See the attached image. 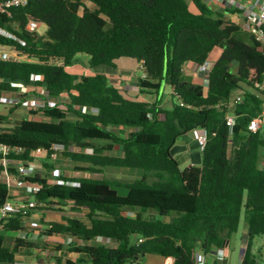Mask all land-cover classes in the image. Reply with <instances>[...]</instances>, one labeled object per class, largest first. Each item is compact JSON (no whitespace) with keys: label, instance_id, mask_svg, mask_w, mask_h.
I'll use <instances>...</instances> for the list:
<instances>
[{"label":"trees","instance_id":"obj_1","mask_svg":"<svg viewBox=\"0 0 264 264\" xmlns=\"http://www.w3.org/2000/svg\"><path fill=\"white\" fill-rule=\"evenodd\" d=\"M192 3L196 14L184 0H30L0 14L5 33L0 48L15 54L0 60V97L21 85L43 103L28 109L31 118L13 120L10 115L25 102L17 98L7 115H0V145L28 161L36 149L45 151L46 172L53 168V146H63L58 155L84 176L59 174L56 185L38 174L26 181L41 185L33 198L45 209L70 204L72 212L87 211L88 225L65 218L49 223L45 233L80 240L69 250L86 256L89 264H138L148 254L172 258L173 264H197L198 256L228 243L241 218L247 237L240 264H257L251 241L264 236V132L247 126L264 107V93L253 89L264 58L251 34L213 14L202 0ZM28 20L45 25V33L28 32ZM214 50L218 54L205 84H193L185 66L208 63ZM77 54L87 56L91 69L116 68L120 59L139 64L142 76L135 86L153 101L127 99L103 74L69 72ZM163 83L170 89L168 108L159 97ZM236 93L240 102L230 104ZM82 107L97 114L83 113ZM197 128L206 131L200 165L180 170L170 150ZM115 146L121 155H108ZM106 169L136 170L138 176L109 180L103 177ZM7 201L9 192L0 182V208ZM14 221L0 230L1 264L14 262L22 242L12 250L3 245V233L19 229ZM96 238L114 245L93 243Z\"/></svg>","mask_w":264,"mask_h":264},{"label":"crops","instance_id":"obj_2","mask_svg":"<svg viewBox=\"0 0 264 264\" xmlns=\"http://www.w3.org/2000/svg\"><path fill=\"white\" fill-rule=\"evenodd\" d=\"M188 6V9L192 13H197L196 8L194 7L192 0H184ZM203 4L207 6L209 10L212 11L213 14L219 13L224 19L229 18L228 15L231 11L226 10L223 11L220 9L216 2L217 0H202ZM233 19V18H232ZM132 61V60H131ZM116 65V64H115ZM133 67H135V71L132 72V75L129 77L121 76L120 73L123 72L122 69L111 68L118 72V74H110L107 76L110 83H118L123 80L124 88L121 89L123 91L124 96L130 100H136L139 102H149L152 100H148L146 94H141L138 92L135 84L136 79L142 76L141 66L133 61ZM71 73L82 74L78 66L74 63L71 68L68 69ZM185 75L191 78L193 84H205L206 77L199 75L198 68L196 65L188 63L184 69ZM133 73L135 74L133 77ZM97 74V73H93ZM89 73V75H93ZM196 82V83H195ZM20 91L26 93L28 95V90L22 88L21 85ZM242 87H244L242 85ZM13 94V93H12ZM15 95H11L13 97ZM1 97L10 98V96L5 93L1 95ZM8 98V99H9ZM169 100V99H168ZM168 100L165 101V104L168 103ZM30 101V100H26ZM38 102V101H37ZM36 102V103H37ZM19 109V108H18ZM28 112V110H27ZM190 142L193 143V149L190 148ZM197 147L199 155L197 156ZM200 151L201 148L198 146L196 141L193 139L191 133L189 135L183 136L179 141L171 148V155L177 160L179 164V157H184L187 162V167L193 166L198 167L200 165ZM261 152L260 156V168H264V156ZM108 155L120 156V151L117 146L114 147V151L107 153ZM34 164L36 166L34 175L36 173L43 174L42 177L50 178V172H46L42 167V163H44V159H35ZM53 169H57L59 174L65 176L67 178H79V173H69L65 175V172L61 169V167H57L53 165V162H49ZM39 165V166H38ZM138 176V173L135 172ZM33 175V176H34ZM0 182H2V178L0 176ZM9 201L12 203H25V202H34L36 210L27 209L28 216H8L6 219L0 221V230L4 224H7L9 219H15L13 225L18 226L19 229L17 231H6L3 233V245L4 247L12 250L15 248V242L17 240H21L18 248L14 253V262L19 264H66L67 262H72L73 264H89L88 258L84 255H80L78 253L72 252L69 250V246L71 244L80 245L81 241L70 237L68 235H47L45 232L49 228V223H62L65 218H75L83 221L85 224H89L88 221L85 220V214L87 211L85 209H81L77 212H72L70 210L71 205L67 204L59 209L57 214H51L48 210L45 209L44 205H38L34 200L33 195H27L25 189L19 188H11L9 191ZM43 206V207H42ZM41 209H38L40 208ZM67 209V210H65ZM24 211V212H25ZM19 217V218H18ZM238 231V230H237ZM242 238L239 243H237V249L239 251V258L237 259L238 264L242 261V256L244 251L241 250V245L245 243L247 237V231L245 225L242 226ZM233 237L232 235L229 238L228 243L220 248L214 249L210 254L206 256H200L203 258L204 264H230L231 256L233 253ZM93 243L105 244L107 246H113L114 243L111 240H105L96 238L92 240ZM227 248L229 250V254L226 258L221 259L220 253L221 249ZM1 264V263H0ZM133 264V263H126ZM138 264H173L172 258H165L159 255L148 254L143 257V259Z\"/></svg>","mask_w":264,"mask_h":264},{"label":"built area","instance_id":"obj_3","mask_svg":"<svg viewBox=\"0 0 264 264\" xmlns=\"http://www.w3.org/2000/svg\"><path fill=\"white\" fill-rule=\"evenodd\" d=\"M30 0H0V14H9L10 10L13 8L23 7ZM217 6L223 11L229 10L231 13L226 18V21L233 22L237 24L242 30L251 34L253 38V43L256 49L259 51L261 56L264 58V0H217ZM233 18V19H232ZM39 24L34 20H28L26 24V30L28 32H33L37 29ZM0 33L5 34L2 30ZM15 58L13 52H9L0 48V60H12ZM210 67L209 63L202 66H197L198 71L202 70L208 72ZM253 89L264 93V71L262 72L261 80L253 83ZM38 93H42L41 90H37ZM241 100V94L236 93L231 98L230 104L238 103ZM18 102L17 98L8 99L5 97H0V103L15 104ZM23 105H28V102H23ZM38 107L42 106L43 103H38ZM48 105L50 107L55 106V101H49ZM81 112L96 115L97 109L95 108H79ZM233 117L228 115L226 117V125H232ZM247 130L251 132L263 131L264 132V107L262 110L252 118L247 126ZM193 139L196 141L200 148L203 147L206 141V131L202 128L194 129L191 132ZM63 150V146L54 145L52 152L49 155L50 160L54 161L58 153ZM15 150L7 146L0 145V176L2 182L6 185L7 190L11 188L25 189L27 195H34L39 192L41 185L33 182H27L26 179L34 175L35 172V159H44L46 152L41 149H36L31 153L33 161L17 159L13 156ZM86 153H90V150H85ZM50 178L46 179L47 185H56L61 183L57 178L59 172L57 169L50 171ZM35 203L25 202V203H12L7 201L0 208V221L6 219L8 216L17 214L19 212L25 211L30 208H34ZM245 243L241 245V250H245ZM229 250L227 248L221 249L220 258L224 259L228 256ZM9 264H19L17 262H12ZM197 264H204L203 258L197 257Z\"/></svg>","mask_w":264,"mask_h":264},{"label":"rangeland","instance_id":"obj_4","mask_svg":"<svg viewBox=\"0 0 264 264\" xmlns=\"http://www.w3.org/2000/svg\"><path fill=\"white\" fill-rule=\"evenodd\" d=\"M46 27L45 25L41 24L37 27V29L35 30V32L38 35H43L45 33ZM218 54L217 50H214L210 56H209V64L216 58ZM74 63L78 66V68L81 70L80 72L84 75H89V73H97V74H103L106 77L110 74H118V72L114 69L108 68V67H104V66H99L96 68H89L88 66V58L86 55L84 54H77L74 57ZM117 69H122L123 72L120 73L121 76H126L129 77L132 75V72L135 71V67H133V61H131L130 59H120L118 61L115 62ZM134 73H133V77H134ZM109 77V76H108ZM190 80L191 78L188 77ZM192 82V81H191ZM196 83V82H195ZM112 85L123 89L125 86L123 84V80L121 82L118 83H111ZM169 93H170V89L167 85H165L164 83L162 84L161 90L159 92V97L160 100L162 101V107L164 108H168V103L165 104V101L169 99ZM6 95L10 96L9 99H14V98H18L19 100L22 101H26V100H30V101H26L28 102V105H24L19 107V109H17L16 111H14V113L12 115H10V118L13 120H19L23 117H29L31 118V116L28 115L27 110L29 108L32 107H38V103H41L40 99L38 96L33 95L31 93V90H28V95L25 94L24 92L18 91L15 93H5ZM21 94L25 95L24 97H21ZM11 95H15L13 97H11ZM153 96H147L148 100H152ZM38 101V102H37ZM37 102V103H36ZM11 104H5V103H0V115H7V109L10 107ZM189 135V134H187ZM194 145L193 143L190 142V148L193 149ZM197 152H198V147H197ZM199 155V152L197 153V156ZM262 155L264 156V151L262 153ZM179 169L183 170L185 169V167L187 166V162L185 160L184 157H179ZM54 166L57 167H61V169L65 172L66 174L69 173H74L72 171V167L74 164H72L71 162H69L67 160V158L58 155L57 158L52 161ZM39 166V165H38ZM137 172L136 170H122V169H106L104 172L103 177L109 179V180H121V181H131L133 180L137 174L135 173ZM38 174L40 177H42L40 173H36ZM78 174V173H77ZM79 176H84L83 174H79ZM101 176H97V178H100ZM126 191L119 189L118 190V194L123 196L125 195ZM43 207V206H42ZM63 206L60 205H55L53 204L52 206H50L49 208H47L46 210H48L51 214H57L59 209H62ZM67 210V209H65ZM244 225L243 222V218L240 219V223H239V227H238V231L234 234H232L233 237V253L231 256V260H230V264H238L237 259L239 258V251L237 249V243L240 242L241 238H242V226ZM251 253L256 257L257 260V264H264V236H256L252 239L251 241Z\"/></svg>","mask_w":264,"mask_h":264},{"label":"water","instance_id":"obj_5","mask_svg":"<svg viewBox=\"0 0 264 264\" xmlns=\"http://www.w3.org/2000/svg\"><path fill=\"white\" fill-rule=\"evenodd\" d=\"M199 75L207 77V72L199 70Z\"/></svg>","mask_w":264,"mask_h":264}]
</instances>
